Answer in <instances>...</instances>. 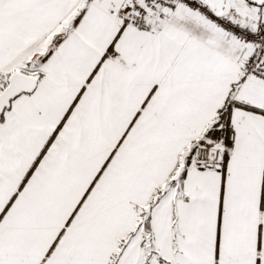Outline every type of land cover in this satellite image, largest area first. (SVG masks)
<instances>
[{"label":"snow or ice","instance_id":"6c2138e0","mask_svg":"<svg viewBox=\"0 0 264 264\" xmlns=\"http://www.w3.org/2000/svg\"><path fill=\"white\" fill-rule=\"evenodd\" d=\"M0 264H264V0H0Z\"/></svg>","mask_w":264,"mask_h":264}]
</instances>
